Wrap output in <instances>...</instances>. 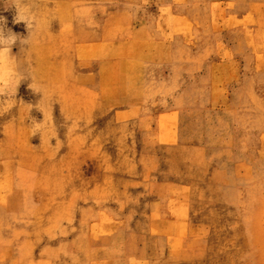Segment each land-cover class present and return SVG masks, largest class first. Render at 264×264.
<instances>
[{
    "label": "rangeland",
    "instance_id": "374dc122",
    "mask_svg": "<svg viewBox=\"0 0 264 264\" xmlns=\"http://www.w3.org/2000/svg\"><path fill=\"white\" fill-rule=\"evenodd\" d=\"M37 3L55 20L23 55L46 86L41 107L59 101L45 123L63 146L50 127L31 136L44 117L27 104L42 94L22 82L0 115V264H264V0ZM15 15L0 2L27 36ZM165 44L169 61L136 84L142 54ZM136 85L145 110L115 119ZM157 127L177 143L158 144ZM166 181L186 188L149 205Z\"/></svg>",
    "mask_w": 264,
    "mask_h": 264
},
{
    "label": "clouds",
    "instance_id": "9594fccd",
    "mask_svg": "<svg viewBox=\"0 0 264 264\" xmlns=\"http://www.w3.org/2000/svg\"><path fill=\"white\" fill-rule=\"evenodd\" d=\"M4 3L5 10L15 8L16 15L14 17V23H24L27 28V36H21L13 32L11 29L6 28L7 20L5 17L0 16V115L6 114L3 109H7L10 112L12 109L8 108V105L15 101L13 107H16L22 100H17V94L22 82L30 80L28 84L30 90L35 94H42V99L36 105H30V112L35 107L43 114V121H37L35 118H31V124H29L30 134L32 137L40 134L42 142L46 131H49V127L55 132V135L50 134V143L55 139L57 145L63 146V141L58 136V131L55 126L54 120L49 124H46L47 119L45 115L46 107L59 103L58 100L55 103L52 102L54 97L49 100V105L41 107L45 101L46 95H48L46 86L42 82H38L33 71L30 70V66L27 64L24 53L30 50L34 43V38L41 33L45 28L51 29L52 22L55 17L51 12L43 11L37 3V0H0ZM19 43L20 53L14 54L13 48ZM163 99V98H161ZM26 104V103H25ZM63 113V106L61 105ZM28 118V119H29ZM67 120V117H65Z\"/></svg>",
    "mask_w": 264,
    "mask_h": 264
},
{
    "label": "crops",
    "instance_id": "0c3cea01",
    "mask_svg": "<svg viewBox=\"0 0 264 264\" xmlns=\"http://www.w3.org/2000/svg\"><path fill=\"white\" fill-rule=\"evenodd\" d=\"M135 33L138 35V34H141L143 36V39H145L144 43L145 44H153V39L150 35L149 32H147V30L145 28H142V29H136L135 30ZM142 58L139 59L138 63H137V66H138V74H137V77H136V84L138 83L139 81V78H140V72H142L143 68L145 67L146 64L150 63V64H153V63H166L169 61V49H168V45L165 44V47L163 48V51H162V54H159V52H152V53H143ZM149 65V64H148ZM142 87L139 86V85H136L132 91L133 93H135V96L134 98H129L128 96L126 97H121L119 98V101L122 103L125 104V109L120 113V114H117L114 116L115 119H119V117L121 116L123 119H125V123H131L136 115V113H139V111L141 109L145 110V106H146V100H145V97L143 95V91H142ZM106 106V105H105ZM106 107H112V106H106ZM143 117L140 118L138 120V123L141 124L143 127H145L148 122H149V118L147 117L146 113L143 112L142 113ZM161 115L158 116V120L159 121V118H160ZM167 116H169L171 118V122L172 124H174V116L172 114H168ZM168 117V118H169ZM157 126H160L159 125V122L157 124ZM166 126V125H165ZM169 125H167V128H168ZM166 128V129H167ZM155 141L158 143V144H168V145H173L175 143H177V136L175 135V132H174V128H170V132L166 130H162L161 128L158 129L157 127V131L154 133L153 135ZM190 153H196V155H198V157H203L202 154L204 152V149L199 147V148H192L189 150ZM160 187L163 189L162 192L156 194L157 197L156 199H153L152 201H149V205L153 206V205H162V204H170V203H173L175 202V191L176 189H181L182 187H185L186 188V185L185 184H176V183H172V181H166V182H161L160 184ZM27 243V240L25 239L24 240V244ZM15 246V245H14Z\"/></svg>",
    "mask_w": 264,
    "mask_h": 264
}]
</instances>
